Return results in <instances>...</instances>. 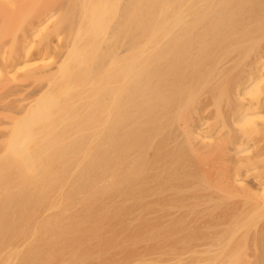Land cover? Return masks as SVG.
<instances>
[{"label":"bare ground","instance_id":"bare-ground-1","mask_svg":"<svg viewBox=\"0 0 264 264\" xmlns=\"http://www.w3.org/2000/svg\"><path fill=\"white\" fill-rule=\"evenodd\" d=\"M263 85L264 0H0V141H10L0 165V235L40 234L27 249L8 240L12 249L0 264H54L56 235L78 229L59 219L93 200L105 204L101 216L125 215L138 200L161 206L156 221L172 215L193 174L192 150L221 155L227 180L241 181L232 173L256 169L264 157ZM212 120L214 131L205 133ZM210 139L224 146L209 151ZM180 218L149 226L142 244L160 235L162 253L174 243L182 259L186 249L216 248H203L196 226L186 229ZM137 251L121 264L139 260ZM238 255L227 262L242 263Z\"/></svg>","mask_w":264,"mask_h":264},{"label":"rangeland","instance_id":"rangeland-1","mask_svg":"<svg viewBox=\"0 0 264 264\" xmlns=\"http://www.w3.org/2000/svg\"><path fill=\"white\" fill-rule=\"evenodd\" d=\"M183 121H185V118H183L182 122ZM258 122L262 126H264V116H263L262 120L258 119ZM215 125H216V123L212 120L210 122V124H208L207 127L205 128V133H212L214 131ZM259 134H261V135H259V137L263 139V140L260 139L263 142L264 141V128L261 131V133H259ZM261 136H263V137H261ZM9 142L10 141H8V140H1L0 141V148H2V149H0V154H1L0 155V159H1L0 165L2 164L1 161H3V163H5V161H7V158H5L4 152L7 151L9 153V150H8ZM205 143H207V145L209 147H212L209 151H214L213 147H215L217 149H222V147L224 146V143L222 142V140L219 141L217 139H212V140L210 139V140L205 141ZM3 147H4V149H3ZM207 154H209V156L205 157L203 153H200L199 151H193L192 150L191 157L189 158L191 161H189V163H191V165H192L191 173H193V174H192V176L189 175V179H190V180L188 179L190 181L189 184L187 182L181 183L180 187H181L182 191H181L180 195L181 196L183 195L182 197H184V200L182 201L181 204L177 205V206H179L180 209L177 208L178 209V210L176 209L177 212L174 209H171V211H172L171 213L173 216H178L179 218L184 213L182 215L184 218L182 216L180 218V219L186 221V223L184 224V228L188 229L189 225H191V224L195 225L197 230H195L194 233L198 234L197 237L200 238L201 243L204 244V245H202V247L204 248L205 242L206 243L209 242L211 244L213 242L216 245V248H210V250H208L209 248L208 249L205 248L203 251H198L195 253H189L188 249H186L185 250L186 252L182 255L183 256V259H182V258H179V256L175 255L177 253H174V250H171L172 246H174L173 245L174 243H172L165 250V251H168L169 253L168 252L162 253V250L164 249V245H165L163 238L160 237V235H154V242L150 243L149 246H146V245L142 244V241H144V239L146 238L147 233H143V232H145V230L149 226L154 225L155 222L170 223L172 215L167 214V216L165 218H168V220H166V221H165L164 217H162L163 219L161 218L160 221H158V220L156 221V219L160 218L163 214L161 206H154L153 207V205H155V204L152 203L150 205V203H148V200H138V201H136L135 206L133 208H131L132 207L131 206L129 208V212H127L125 215L114 216L113 212H106V213L104 212V214L101 216V214L103 212L101 214H99L98 210L106 209V208H103L105 204L102 203V201L100 202L99 201L100 199H99L98 201L93 200L95 202V204L92 202L89 204V206H88V203H85V204L81 205L82 207H80V205L75 207V208H73V206L69 207L68 208L69 210L67 209L68 213L64 214L62 216L61 220L59 219L58 223L69 224L68 225L69 227L71 225L77 224L76 227L78 229L70 228L72 230L66 231L65 233H58L56 235V241L52 245L49 246L53 249V255L55 256L56 262H54V264H57V263L58 264H94V263L95 264H107V263L109 264V261L111 264H121L122 260L125 257L135 256L134 249L138 250L137 253L139 252V254L137 257H141V258L137 261H134L132 264H152L153 262H154L153 264H159V263L163 264L164 262H165L164 264H218V263L223 264L224 260H225L226 264H242V263H244V264H260L261 263L262 264V262L264 263V254H262V253H264V246H263L264 245V157L257 163L259 166L258 168L250 170L246 173L239 174V175L237 172L232 173L233 177L238 176L241 178V181H238L235 178H233L231 180H227L229 178V175H231L230 174L231 172H229L228 168H226L227 167V161H226V159H224V157H222L221 155H219L220 158L216 157L218 155L217 154V155H215V157L213 156L214 157L213 158V157H211V155H213L212 153H207ZM249 156H252V154H250ZM198 158L201 160H199ZM221 158H223V159H221ZM215 160L219 161V162H216ZM14 161L17 164H18V162H20V160H18V159H14ZM207 161H208V163H207ZM200 162H201V164H200ZM209 163H210V165H209ZM206 165L208 167H206ZM212 165H214V166H212ZM219 168H220V170H219L220 172H218ZM223 169H225L224 170L225 172H223ZM217 172L220 175L223 174L222 175L223 178ZM251 172H253V173H251ZM224 174H225V178H224ZM215 176H217V177H215ZM215 178H217V179H215ZM217 180H219L221 183ZM211 181H212V183H211ZM215 184H216V186H215ZM223 184L224 185L226 184V185L223 186ZM209 185H210V188H208ZM211 185H213V186L211 187ZM232 185H234V187L233 188L229 187L231 189L228 190L227 186H232ZM191 186H195L197 188V190L196 191L192 190L190 188ZM217 186H219V187H217ZM255 186L256 187L258 186V187L256 188ZM214 187H215V189H214ZM250 187H252V188H250ZM239 188L241 190H239ZM3 189H4V186H0V190L2 191ZM206 189H209V190H206ZM212 189H214V190H212ZM255 189L257 191H255ZM217 190H219V191H217ZM229 191H231V192H229ZM215 192H219V193H215ZM224 193H226V194H224ZM200 195H203L204 197L200 196ZM3 196H4V194L0 193V200L3 198ZM194 196H198V199H195ZM188 197H190V198H188ZM252 197H255V198H252ZM258 197H259V199H258ZM209 198H211V199H209ZM213 198H215V199H213ZM158 199H160L161 202L166 200L164 195L159 197ZM216 199L218 200V202H216L217 201ZM245 199H246V202H245ZM197 200H198V202H197ZM229 200H230V202H229ZM103 201L106 202V200H103ZM202 201H203V203H202ZM255 201H257V202H255ZM194 202H196V203H194ZM165 203H166V201H165ZM207 203H210L209 206ZM212 204H213V206H212ZM231 204H232V206H231ZM167 205H168V203H167ZM90 206H91V208H90ZM196 206H197V209H199L197 212H196V210H197ZM45 207L46 206H44V208L42 207L39 210L40 212H38L37 220L39 219L38 221L40 223L44 220V218L46 217V214H47L45 211ZM209 207H211L213 210ZM249 208H252V209L249 210ZM155 209H157V210H155ZM225 209H227V210H225ZM89 210H91V211H89ZM241 210H243V211H241ZM71 211H73V212H71ZM81 211H83V213H80ZM133 211H135V212L133 213ZM247 211H249V212L246 213ZM78 212H79V214H78ZM42 213H44L43 216H42ZM138 213L144 214V216L139 221L136 220V218L139 216V215H137ZM205 213L206 214L210 213V214L206 215ZM234 213L235 214L237 213V215H235ZM232 214H234V215H232ZM244 214H246V215L242 216ZM194 215H195V217H194ZM199 215H201V218ZM79 216H80V218H79ZM93 216L97 217L98 220H95V217L93 219ZM260 216H261V218H260ZM66 218H68V219H66ZM73 218H75V219L79 218V219L74 220ZM85 218H88V219L85 220ZM130 219L132 221H130ZM79 220H81V221H79ZM97 221L100 223H104V224H100ZM192 221H193V223H192ZM236 221H237V223H236ZM80 222H82V223H80ZM223 222H226V223H223ZM248 223L251 225H249ZM97 224H99L100 226ZM185 225H187V226H185ZM93 226H95V227H93ZM252 226H254V227H252ZM82 227L84 228V230ZM212 228H214V229H212ZM255 230H257V231H255ZM87 231H89V232H87ZM100 232H101V234H100ZM103 233H105V234H103ZM209 233H212V234L209 235ZM12 234H9V235L6 234L7 236L3 235V234L0 235V241L5 242V246H3L0 250V262L6 260L8 258V256H9L8 254L12 249V246H10V243L8 240H13V241L17 240V242H19V243L21 242L22 245H25L27 243L25 245V249H27L34 242H36L40 236V234H34L32 232H30V233L28 232L29 236L26 234L24 237H21L20 235H19L20 237L19 236L16 237L15 236L16 234H14V233H12ZM181 234H184V232H181ZM204 234H206L205 235L206 237L204 236ZM101 235L103 236L102 238H105V239H102ZM134 235H136V236H134ZM184 235H186V234H184ZM181 236H183V235H181ZM121 238L123 241L121 240ZM129 238L132 239V241ZM246 238L248 239V241ZM21 239H22V241H21ZM128 239H129V241H128ZM30 240L33 241L32 244H31ZM79 240L80 241L83 240V243H82V241L80 242ZM101 240H103L104 242ZM134 240H136V242ZM229 240H230V242H229ZM72 243H75V244H72ZM7 244H9V245L7 246ZM17 245H19V244H17ZM79 245H80V247H79ZM142 245H144V246L141 247ZM219 245H221V246H219ZM251 245H253V246H251ZM83 246H84V249L86 251H84ZM255 246H256V248H255ZM100 247H102V248H100ZM141 248H144V249H141ZM143 250L145 251V254L143 253L144 252ZM226 250H227V252H226ZM64 252H66V253H64ZM148 252H150V253H148ZM233 253L239 254L238 256L242 257V259H241L242 263H239L238 261H236V262L233 261L232 263L227 262L226 259H228V257ZM142 254H144V255H142ZM158 254H159V256H158ZM83 255H85L84 262L81 261ZM154 255L155 256L157 255V256L155 257ZM57 256H58V258H57ZM92 256H95V257H92ZM163 256H164V258H163ZM174 257L176 258V260H174L175 259ZM66 258H67V260H66ZM120 258H121V260H119ZM216 258H217V260H215ZM249 258H252V259L249 260ZM101 259H103V261ZM131 259H134V258H131ZM101 262H103V263H101ZM1 264H3V263H1ZM21 264H23V263H21Z\"/></svg>","mask_w":264,"mask_h":264}]
</instances>
